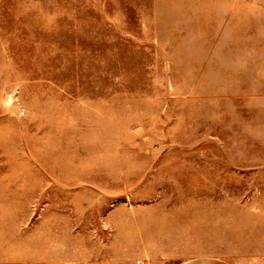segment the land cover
<instances>
[{"label":"rangeland","instance_id":"1","mask_svg":"<svg viewBox=\"0 0 264 264\" xmlns=\"http://www.w3.org/2000/svg\"><path fill=\"white\" fill-rule=\"evenodd\" d=\"M0 264H264V0H0Z\"/></svg>","mask_w":264,"mask_h":264}]
</instances>
